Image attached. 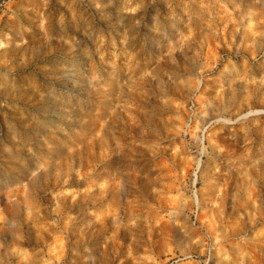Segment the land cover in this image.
Instances as JSON below:
<instances>
[{"label": "rangeland", "instance_id": "obj_1", "mask_svg": "<svg viewBox=\"0 0 264 264\" xmlns=\"http://www.w3.org/2000/svg\"><path fill=\"white\" fill-rule=\"evenodd\" d=\"M9 2L0 264H264V0Z\"/></svg>", "mask_w": 264, "mask_h": 264}, {"label": "crops", "instance_id": "obj_2", "mask_svg": "<svg viewBox=\"0 0 264 264\" xmlns=\"http://www.w3.org/2000/svg\"><path fill=\"white\" fill-rule=\"evenodd\" d=\"M21 3H22V0H10V2H9V8L11 9V12H10V15H9V20L11 21V23H8L10 25L9 26V31H12V32L15 31V28L13 27L14 25H21V24L23 25V23H22V17L24 15L26 16V13L23 12V10L20 8ZM34 3H35L34 8H33L32 5L29 6V8L27 10L28 12H30V13H37L38 6H36V1ZM28 21H29L28 23H31L30 26H33L34 25L36 27L35 22H33L35 20H28ZM39 32H41V31L39 30Z\"/></svg>", "mask_w": 264, "mask_h": 264}]
</instances>
